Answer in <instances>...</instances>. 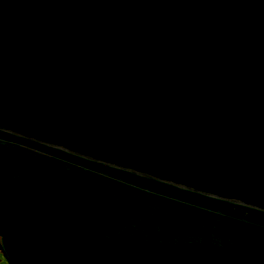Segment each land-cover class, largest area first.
Listing matches in <instances>:
<instances>
[{"label": "water", "instance_id": "water-1", "mask_svg": "<svg viewBox=\"0 0 264 264\" xmlns=\"http://www.w3.org/2000/svg\"><path fill=\"white\" fill-rule=\"evenodd\" d=\"M0 131L264 213V0H0ZM59 174L0 188V235L30 264H264L106 237Z\"/></svg>", "mask_w": 264, "mask_h": 264}, {"label": "rangeland", "instance_id": "rangeland-1", "mask_svg": "<svg viewBox=\"0 0 264 264\" xmlns=\"http://www.w3.org/2000/svg\"><path fill=\"white\" fill-rule=\"evenodd\" d=\"M0 188L37 193L66 174V209L106 237L193 242L264 259V213L0 131ZM20 254H26L22 251ZM27 257V256H26Z\"/></svg>", "mask_w": 264, "mask_h": 264}, {"label": "trees", "instance_id": "trees-1", "mask_svg": "<svg viewBox=\"0 0 264 264\" xmlns=\"http://www.w3.org/2000/svg\"><path fill=\"white\" fill-rule=\"evenodd\" d=\"M2 245L8 256L7 259L9 260L10 264H30V258H28V254L26 252L10 244V242L5 240V238H3ZM22 251L27 257L24 254H20Z\"/></svg>", "mask_w": 264, "mask_h": 264}, {"label": "crops", "instance_id": "crops-1", "mask_svg": "<svg viewBox=\"0 0 264 264\" xmlns=\"http://www.w3.org/2000/svg\"><path fill=\"white\" fill-rule=\"evenodd\" d=\"M3 237L0 235V264H10L8 256L3 247Z\"/></svg>", "mask_w": 264, "mask_h": 264}]
</instances>
